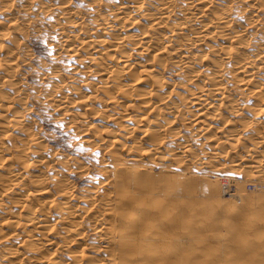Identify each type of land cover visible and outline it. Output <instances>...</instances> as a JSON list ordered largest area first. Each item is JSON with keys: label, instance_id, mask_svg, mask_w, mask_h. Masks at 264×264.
I'll return each instance as SVG.
<instances>
[{"label": "bare ground", "instance_id": "bare-ground-1", "mask_svg": "<svg viewBox=\"0 0 264 264\" xmlns=\"http://www.w3.org/2000/svg\"><path fill=\"white\" fill-rule=\"evenodd\" d=\"M88 2L96 9V13L93 12L94 15L91 16L93 20L91 25L82 20L78 11H73L72 8L71 11L67 0H56L54 3L60 10L59 16H56L59 26L55 30L56 44L53 45L56 47L55 52L56 54L63 52L79 59L78 62L82 64L78 63L74 69L84 73V85L91 92L80 94L75 91L78 88L73 87L74 85L69 89V93H59L57 89L60 100L55 106L64 108L77 103L87 110L88 107L91 108L93 100L99 98L98 91H101L103 95L100 99L106 106L110 104L121 106V110L117 111L118 116L116 115L118 118L120 116L121 120L116 119L118 122L116 128L106 127L107 137L102 135L106 125L103 131L100 126H96L97 124L92 126L93 128L87 126L88 130L83 133V141L90 142L93 146L97 145L96 147L98 144L99 147L101 144L105 145V148L107 146L109 157H106L107 162L101 168L104 179H100L98 185L87 190L83 196L77 197L68 178L55 171L47 174L45 167L49 165V155L47 157V154L40 151L44 144L41 145L40 136L33 131L34 129L32 130L30 121L26 120L27 114L25 116L21 114L22 112L18 110L20 108L17 109L15 105L16 102L24 100L20 98L21 100L15 102L14 97L20 94L23 86L22 79L15 73L19 57L22 55L17 35L24 36L29 25L26 21L29 18L20 20L16 11L30 10L37 4L39 7L37 11L43 10L42 12L46 13L50 6H44L41 0L40 2L0 0V264H242L245 260L253 261L251 263L258 261L259 258L252 260L256 256L255 252L252 256L251 251L247 252V246L242 245L244 237L241 227L232 223L236 221L233 214L243 209L230 199L224 198L227 195L224 193L227 187L225 183L217 186L218 183L211 185L209 181L210 185L207 187L206 183L205 185L194 181L191 175L171 174L166 177L160 173L158 175L164 177L161 176V182L158 183L153 175L147 179L146 176L154 172L157 165L160 166L161 173H172L173 164L179 159L183 160V157L193 150L190 140V144L187 143L188 138L186 143L179 142V138L177 147L174 145L176 148L164 149L163 139L171 136V140L175 141L178 139L175 135L179 133L178 125L175 127L170 119L165 120L167 117L163 116L164 109L170 112L169 114L172 113L174 119L181 120L180 117H183L179 124H183L194 137L199 138H196L197 140H200L209 130H215L213 122L217 119L220 122V118L223 117L221 110L226 108L238 119L233 120L231 116L227 120L225 117L226 121L219 123L222 125L218 127L220 134L231 132L227 133L228 135L224 134L223 139L218 138L219 141L216 139V148L225 149L226 144L232 140V136L229 135L235 133L236 135L250 133L249 136L256 135L260 139L256 141L257 143L264 142V0H113L110 3H103V0H88ZM253 31L260 33V40L251 37ZM81 66L86 68L80 69ZM167 69L182 74L183 80L180 85L183 84L185 93L179 91L175 92V95L171 94L172 89H169L174 83L163 78V71ZM53 73H56V76L60 75L58 70H54ZM58 86L61 88L63 85ZM4 87H8L16 94L14 96L11 92L8 94ZM249 96L252 103L246 104L245 101L244 105L240 98ZM44 100L46 103L56 101L54 96ZM244 109L253 117L251 116V121L244 125L245 127L242 126L244 128H239L237 122L243 120V116H247L242 114ZM69 112L70 117L74 119L78 117L84 119L86 114L85 112L83 116V113L76 110ZM113 115L115 113L111 117ZM248 126L250 129L246 128ZM232 127L235 130L233 133ZM121 129L126 136L121 134L119 131ZM171 133L173 135H170ZM8 138L14 139L13 142L7 141ZM181 138L185 140V137ZM234 139L237 140V136ZM240 142L241 145L238 144L243 147L248 143ZM209 144L211 146V143ZM233 145L230 144L229 147ZM248 146L245 145V150ZM257 146L255 145V148ZM194 147L197 149V146ZM202 148L204 147L201 145ZM211 148L216 149L214 146ZM217 150L209 153L210 150L208 153H213V156L209 158H217L211 159L216 160V163L218 159H223V162L221 161L223 166L220 162L219 165L226 169L225 165L231 164H224L226 162L224 160L229 159L227 152L223 154V150L222 153ZM165 151L168 154L162 157L160 153ZM257 152L258 148L252 153L248 152L245 160L256 162ZM202 153H199L198 158ZM228 156L231 157L230 154ZM204 158L208 159L204 164L211 161L208 157ZM238 163L240 164L239 161ZM108 164H114L115 185L120 184L119 180L123 182L128 173L134 175L130 177L129 185L131 187L129 191L133 195L126 197L123 202L121 198L119 202L121 205L117 204V192L122 191L121 187L124 185L113 189L108 187L112 175V171L107 168ZM184 164L183 166L186 165ZM41 165L45 166V170L43 168L38 171ZM232 166L234 168V165ZM250 169L249 171L253 170ZM192 170L194 171L193 168ZM203 175L205 176L206 172ZM173 176L181 177L183 180L177 182ZM243 181L238 182L242 184ZM241 190L243 191V187ZM212 198L218 200L217 204H211ZM80 202H84V206H80ZM252 202L254 204V201ZM8 204L9 210L12 207L17 211H9ZM217 206H232L230 210L232 214L223 227H218V231L220 236H228L230 240L228 247L237 254L229 260L221 254L222 252L215 257L213 255L215 248L208 244L201 248L206 257L198 260L197 243L213 236L210 232H215L217 221L222 220L223 209L218 211ZM119 207L121 211H118ZM248 212L251 214L247 213L249 217L247 219L257 218L255 213ZM152 222L155 223L154 226ZM200 227L204 229L201 230ZM89 234L93 235L98 243L95 246L93 244V247L102 251L98 252L100 257L86 253L85 245L88 243L86 244L85 240ZM15 239L16 243H8ZM102 242L117 244L111 247L110 244L103 245ZM72 245H76L77 248L71 249ZM67 248L68 259L64 260L58 253ZM118 254L126 255L128 261L121 260L122 256ZM263 259H259L258 262L263 264Z\"/></svg>", "mask_w": 264, "mask_h": 264}, {"label": "rangeland", "instance_id": "rangeland-1", "mask_svg": "<svg viewBox=\"0 0 264 264\" xmlns=\"http://www.w3.org/2000/svg\"><path fill=\"white\" fill-rule=\"evenodd\" d=\"M41 1L43 2V4H45L44 6H48V5L50 6V8L48 7L49 10H47L46 13L44 12L45 14L42 12L43 10H38L37 11V9L39 8L37 6V4L34 5V6H32V9H30V10L19 9L21 11H19V10L16 11V15L20 18V20H24L26 17L32 20L31 21V20H29V19L26 18L27 19L26 21L29 23L30 26L28 25V28H26V31H25L24 36L23 35H20V36L17 35V37H19V39H20L19 40L20 46H21L20 51L22 50L23 52L22 51L20 52L22 55L19 58L20 59L22 58L21 59L22 61L20 59L18 60V63L19 64L17 63V66L18 65L19 66L18 67L16 66L15 73H18L16 75L17 76L19 75V77L22 79L23 86H22V89H21L22 91L20 90L21 92H19L20 94H18L17 96L15 95L16 93L11 92L12 90H10L8 87H4L3 89H6L8 94L13 93L11 95L12 96L15 95L14 96L15 97V102L18 99L19 100H21V99L23 100L24 99L23 101H21L22 103L18 100L19 102H16L15 105L17 106V109L20 108L18 110H19V112L20 111L22 112L21 114H24V116L27 114L26 115V120L27 121H30L29 124H30V126H32L31 127L32 130L34 129L33 131L36 132V133H38V136H40V138H41V145L43 146V144H44V148L43 147H42L43 149L40 148V149H42L40 151H42L43 154L45 153V155L47 154V157L49 155V158H48V160H49V163L48 164L49 165H47L46 167L44 166L46 168V170L43 167V165H41L42 168L39 166V168L37 170L38 171H41L44 168V170L47 172V174L48 173L52 174V173H54V171L55 172H60L61 175H63L66 178H68L69 181L71 182V186H72L73 193L77 197H79V196L81 197V196H83L87 192V190L93 189L92 188L93 186L98 185L97 182H99L100 179H104V177H102V174L103 173L101 172V168H102V166L104 167V164L107 162L106 159L109 157V155H108L109 154V150H108V147L107 146L105 148L104 147L105 145H102L101 144V147H99L100 145L98 144V147H96L97 145L93 146L92 143L83 141V139H84V134L83 133L85 132V130H88L87 129L88 127L93 128L97 124L96 125L97 127H99V126L101 127L100 128L101 131L104 130L102 132V135L105 136V137H107L106 136L107 135V132L105 131L106 130V127L108 129L109 128H116V123H118L117 120H119V121L121 120V119H119L120 116H119V118L117 117L118 116L117 115L118 112L121 110L120 109L121 106L120 105L116 106V105H113V104H110V106H106V104L103 103L102 100L100 99V96L102 97V95H103L101 93V91H98L99 98L96 99V101L93 100V102L90 105L91 108H93V109L95 108L94 110L93 109L91 110L90 107H88V108L86 107L87 108V110H86L83 106H80L77 103L76 104L75 103H72V105L70 104L69 106H65L64 107L65 109L63 107H60V106H55V104H58L59 103V100H60L59 97L57 96V94H58L56 92L57 89L59 90V93H64V92L65 93H69L70 92L69 89L72 88V86L74 85L73 87L78 88V89H75V91L79 92L80 94H84V93L86 94L87 92H89V93H91V92L84 85V81H85L84 80L85 79L84 78L85 77L84 73H82L81 70H78L77 71V69H74V68L77 67V65L82 64V63H79L78 62L79 59L76 56H71V55H68V54H64L63 52H57V54L55 52V48L56 47L53 46V45L56 44V37H55L56 31L55 30L57 29V26H59V23H57L58 22V17H56V16L58 15V13L60 11L54 5V3L56 2V0H41ZM86 1L85 0H67V3L69 5L70 9L72 8L73 11L74 10L75 11H78L79 16L82 17V20L84 19L83 21H85L86 24L91 25L93 23L92 22L93 20L91 19V16L96 13V9L93 8V6L88 2V0H86ZM103 1H104L103 3L113 2V0L112 1L111 0H103ZM37 2H40V0H37ZM81 2L85 6L82 7L81 6ZM90 7H92V8H90ZM72 9H71V11H72ZM36 12H38V13H36ZM93 12H94V14H92ZM68 15H70V13H68ZM53 23H55V24L53 25ZM26 32H27V34H26ZM251 37H253V39H256V40H260L261 39L260 33L259 32L257 33V31H256V33L253 31V33H251ZM22 41H23V43H22ZM23 59H24V61H23ZM83 68H86V67L81 66L80 69H83ZM54 70H58L60 75L59 76H56V73H53ZM173 71L174 70H172V69H167V70H164L163 71V78L166 81H168V82L174 83V84L171 83L173 86H171V88L169 89V90L172 89L170 91V92H172L171 94L172 95H175L176 94L175 92H179V91H180V93H183V92L185 93L186 91L184 90L185 88H184L183 84L180 85L181 81L183 80L182 74L181 73H177V72H173ZM65 76H67V77H65ZM61 77H62V79H61ZM58 84H62L63 86L60 88L58 86ZM24 87H25V89H24ZM53 96H54V99L56 101L53 102V100H52V102H48L47 101L48 103H46V101L44 99L49 98V97H53ZM240 100H241L242 103H244V105H245L246 102H247L246 104H251L252 103V98L250 96L249 97H242V98H240ZM247 100H249V101H247ZM250 100H251V102H250ZM18 103H20V104H18ZM50 103H53V104H50ZM103 107H105V108L103 109ZM22 108H25V110L22 109ZM118 108H119V110H118ZM66 109H67V111H66ZM245 109L243 110V113L242 114L243 115H247V116H243L244 119L237 122L239 124L238 125L239 128H241L244 125H247L251 121V119H252L251 118L252 115L249 114L250 112L248 113V110H245ZM75 110L78 111V112H80V113H83V116H84V114L86 112V114L84 116V119L82 117H78L77 119H74V118L70 117L71 115H70V112L68 113V111H75ZM95 110H98V112H94ZM225 110H226V108H224V109L221 110V112L223 113V117L224 118L221 117L220 118V122H225L226 121V118L225 117H227V120H228L229 117L231 118V116H232L233 120L238 119V117H234V115L232 113H229L228 110H226V112H225ZM115 111L116 112L118 111V112L116 113ZM163 111H164L163 116L164 117L165 116L167 117V118L165 117L166 118L165 119L166 121H168L170 119L169 121H171V123L173 122V125L175 124L174 125L175 127L177 125L179 126V128H178L179 129V133H178V135H175L176 138H178V139H176L175 141L174 140H171L172 138L169 135H168L169 137H167L168 139L167 138L166 139H163V147H164V149L166 148V150H169L170 147H172L171 149L176 148L177 145L179 144L177 142V141H179V138H180V141L179 142H185L186 141V138H188L187 139V143H189V140H190V143L191 144L190 143L189 144L191 145V147L193 149L192 152H193L194 156H192L193 154L191 152L189 155H185V157H183V160L184 161H187L189 163H187V162L185 163L183 160L179 159L178 162H177L179 164H177V163H174L173 164V170H172L173 172L172 173H167V172L161 173V171H159L160 170V166L157 165L156 168L154 167V172L149 173V176H146V179L148 177H151L153 175L154 178L157 180V182L160 183L161 182L160 181V178L163 175H158V173L164 174V176H166V177H167V175L168 176H171V174H176V176L178 174H185V175H191V178L194 179V181L199 182V184H201V183L202 184H205L206 183L207 184V187H209L210 183H211V185H217V183H218L217 186L221 185L222 183H225V186H227V187H226V191L224 193H225V195L227 194L229 196V198H228L227 195L224 196V198L230 199V201H233V203L236 204V206L239 205V207L243 209L242 211H239L238 213L235 212V214H233L234 215L233 217L234 218L236 217L235 218L236 221L235 222L234 221L232 222L233 224H235V226L238 225L239 227H241V230L243 231V237H244V239L242 240L243 241L242 242V245L243 246L244 245L247 246V252L248 251H251L250 252L251 254L255 252L254 254L257 257L255 256L256 258L254 257V258H252V260L257 259V258H259L260 260L263 259L264 258V239H263L264 238V172H263L264 171V165H262V164H264V161H262V159L264 160V156H262V155L259 156L258 154H263L264 155V153H263L264 152V144H263L264 142L257 143L260 139L256 135H253V136L250 135L252 137L251 138L249 136L250 133H248V134L247 133H242V135L241 134L236 135V133H235L234 135H229V136H232L231 137L232 140L230 139V141H232V142L229 141L228 143H230L231 145H233V143H235L234 145L236 147L239 146V147H237L238 149L236 147H234V145L232 147H229L230 144H228V143L226 144L225 149H222L224 147H222V148L221 147H218L219 148L218 149V148L215 147L216 144H217V141H219L221 138L223 139L222 136H224V134L225 135H228L227 133L230 134V132H231V131L230 132H227V133L225 132V133H222V134H220L218 132L220 130L218 127H222V125L219 124L220 122H218L219 119H217V120H215L213 122V125L215 127V130H212V131L209 130V132L205 134L204 138L202 137V138H200V140H197V139H199L198 137H196V136L194 137V135H192L188 131V129L183 126V124L182 125L179 124L180 123L179 121H181L183 119V117H180V118H182L181 120L180 119L177 120V119H174L173 115H171L172 113L169 114L170 112H168L165 109ZM88 112H89V114H88ZM112 112L115 113V115L112 116V117H114L113 119L111 117V115L113 114ZM91 114H93V115H91ZM105 116H107V117H105ZM108 117L109 118L111 117V118L109 119ZM71 119H73V120H71ZM163 120H164V118L162 119V122H164ZM244 120H245V122H244ZM174 121H176V122H174ZM231 121H232V119H231ZM242 122L244 124H242ZM173 125H171V126H173ZM103 127H104V129H103ZM244 127H242V128H244ZM246 128H249V126L246 127ZM119 131L121 132V134H123V136H126V135H124L125 132H124L123 129H121ZM213 132H215V133H213ZM233 132H235L234 128L232 129V133ZM246 134H247V136H245ZM170 135H173V134L171 133ZM181 136H183V138L185 137L184 138L185 139L184 141L181 138ZM208 136L210 137V140H209V137ZM236 136H237V140L234 139V138H236ZM254 136H255L256 140H255ZM205 138H206V140L208 139L207 141L208 142L210 141L209 143H211V146L212 147L214 146V148H216V149L211 148L210 144L208 142H206V140H202V139H205ZM218 138H220V139H218ZM245 138H250L252 140V143H251V140L250 139L247 140ZM8 139L9 140H7V141H9V142L10 141L13 142V140H14L12 138H8ZM121 139H123V138H121ZM213 139L215 141H213ZM216 139H217V141H216ZM249 140H250V142H249ZM212 141H213L214 144L212 143ZM240 141H242L243 143L244 142L245 143L248 142V143L245 144L246 146L249 145L248 147H246V150L244 148L245 145L243 143H242V145H244V147L243 146H240L241 145L240 144L241 143ZM196 143H197V145H196ZM198 143H200V144H198ZM206 144L209 145L208 148H207V145ZM252 144H254V145H252ZM201 145H202V147H204L202 149H205L206 151L208 150V152L211 150L209 153L214 152L217 149H218L217 150L218 152L219 151L221 152L223 150V154L227 152L226 153L227 154V157L229 159L231 157H233V158H231L230 160L226 158L224 160V161H226V162H224V164H230V163L231 164L230 165H227V166L225 165V168L226 169H223L224 168V167H222L223 166V163H222L223 162V159L222 160H219L218 159L217 163H216V160H213L214 161V163H213V161L211 159L212 158L213 159H217V158H214V157L209 158L210 156H213L212 155L213 153L212 154H209L208 152L203 151L201 149ZM255 145L256 146L258 145V146L255 148ZM194 146H197V149ZM247 148H249V149L247 150ZM257 148L259 149V152H257V156L258 157L256 159L258 162L257 161L256 162L249 161V159L248 160H245L248 157L247 154L252 153ZM260 148L261 149L263 148V150H261ZM98 149H100V150L98 151ZM228 149H229L230 153H228ZM252 149H254V150H252ZM106 150H107L108 153H106ZM195 150H197V152ZM231 150H234V152L231 151ZM243 150L244 151H248L249 153L248 152H243ZM236 151H238V152H236ZM239 151H241V152H239ZM260 151H262V152H260ZM235 152L238 155H236ZM163 153H165V154H163ZM163 153H160V155L162 157H164V156L166 157V154H168L167 151H165ZM199 153L200 154L202 153V155H200V158H198L199 157ZM240 153H242V154H240ZM197 154H198V156H197ZM229 154L231 155V157L228 156ZM195 155L197 156V158H196ZM189 157H192V158L189 159ZM204 157H208L211 161H207L206 164H204V161H206V159H207V158H204ZM197 159L199 161H200V159L203 160V161L202 160L200 161L202 163V164L200 163L201 166L199 165V161H197ZM193 160H195V161H193ZM237 160L240 162V164H241V162H243L242 164L244 166L243 165L241 166L238 163ZM66 161H68V163ZM231 161H234V162H231ZM193 162H195V164ZM219 162H220V164L222 166L219 165ZM249 162H250V164H249ZM252 162L255 163V164H252ZM234 163H236L239 168L236 167L237 168L236 169L235 166H237V165L234 164ZM246 163H248V164H246ZM260 163H261L262 166L261 165L259 166ZM183 164L185 166H187L188 169H187V167L183 166ZM110 165H112V166L110 167ZM206 165H207V168H206ZM211 165L212 166L214 165L217 169L214 166L211 167ZM232 165H234V168H233ZM248 165H250V166L253 165V167H250V168L253 169L255 167L256 169L254 168L252 170V169L249 168ZM259 167L263 171H261V169H259ZM107 168L110 171H112V175H111V178H110L111 179V182H110L111 184H109L108 187H111L113 189L116 186H120L121 187L122 184L125 186V187L124 186L121 187V189H123L124 191L122 190V191L117 192V194H118V202H117V204L119 205L120 204L119 202L121 201V198H122V202H123V201H125L128 198V196L133 195L130 192L131 191V187L129 185H130V182H131L130 177H132L134 175H132V173H128L127 176H129V177L126 176V179L123 182H121L119 180L120 184L119 185H115L114 178H115V175H116L115 174V171L116 170L114 168V164H108V167ZM192 168L194 169V171L192 170ZM205 168H206V171H205ZM244 168H245V170H244ZM221 169H222V171H221ZM234 169L237 172V174L234 171ZM246 169H248V170H246ZM249 169L252 170V171H249ZM257 169H259V171H257ZM201 170H204V171H201ZM207 170H209V172ZM225 170H226V172H225ZM155 172H157V173H155ZM205 172H206V175L207 176L206 175L205 176L203 175ZM249 172H251V173H249ZM261 172H263V173L261 174ZM192 173H193V175H192ZM194 173H196V174H194ZM200 173H202V175ZM208 173H209V175H208ZM214 173L215 174L218 173V174H216V176H214L215 175ZM222 173H223V175H222ZM244 175H246V176H244ZM176 176H173L174 179H175V181L179 182L181 179L183 180V178L176 177ZM219 176H221V177H219ZM223 176L225 178H223ZM137 178L140 179L139 177H137ZM176 178H178V179H176ZM208 178H209V180H208ZM201 180H203L205 182L203 183V181H201ZM241 180L242 181L244 180L246 183L243 181L242 184H239V182ZM257 180H259V181H257ZM260 180H261V182H260ZM209 181H211V182L209 183ZM227 181H230L229 182L230 184ZM254 181H256V182H254ZM243 183H245V185H243ZM126 185L129 187V189H127L128 187H126ZM233 185H236V186H233ZM120 187L118 189H120ZM228 187H229V189L227 190ZM240 187H241V189L243 187V191L240 189ZM102 188H104V187H102ZM234 189H235V192L236 193L234 192ZM119 193H122L124 195L119 194ZM210 201H211V204L214 205V204H217V201L218 200L212 198V200L210 199ZM252 201H254V204H253ZM79 204H80V206H82V205L84 206V202H80ZM10 208H11V210H9V204H8L7 209L9 211H11V212H12V210L17 211L16 208H12V207H10ZM217 209H218V211H220L219 209H223L222 210V215H221L222 216L221 218H222L223 221L222 220H218V218H219L218 217L217 218V220H218L217 221V228H216L215 232H210L213 236H210L206 240H202L201 243H197V246L198 247H196V248L198 250L196 251L197 252L196 253V258L197 259L199 258L198 260H202L203 258L206 257V255H204L203 252L201 251V248L206 247L208 244H211L213 246V248H215V252H213V255L215 257H218V253H221L222 252L221 254L224 257L226 256L227 257L226 259L229 260V259L233 258V256H235L237 254L236 252L233 251V249H231V248L228 247V245H229L228 243H230V240L228 239V236L227 235L226 236H224V235L223 236L222 235L220 236L219 235V231H218V227L219 226L223 227L226 224V221L229 218V215L232 214V211H230L232 209V206H226V207L217 206ZM118 211H121V207L118 208ZM248 211H250L252 213H255L257 215V218L254 219V220L247 219V218H249L248 217V214H247V213H249ZM249 214H251V213H249ZM234 218H233V220H234ZM195 221L197 222L198 225H200L198 219H196ZM221 221H222V224H221ZM154 225H155V223L152 222V226H154ZM200 228H201V230H202V228L204 229V227H200ZM253 240H254V242H253ZM10 242L11 243L12 242L13 243H16L17 241L15 239V240H10L8 243H10ZM85 242H86V244L88 243L87 245H85L87 255H90V256H93L94 255V256H99L100 257V253L102 251H98V249H95L93 247V244H94V246H95V244H98L96 242L94 236L93 235L91 236L89 234L87 236ZM220 242H223V244L220 243ZM115 243L114 242H111V243L105 242V243H103V245L110 244L111 247H115L116 244H117V243L116 244ZM72 246H73V248H72ZM72 246H71V249H76L77 248L76 245H72ZM68 249L69 248H67V250H61L58 253L59 256L62 259H64V260L65 259H68V255H67ZM221 249L224 250V251H222ZM199 251H200V255H199ZM98 252H100V253H98ZM118 256H122L121 257V260L128 261V257L126 255L123 256L122 254H118ZM252 256H254V255L252 254ZM259 259H258V261H259ZM245 261H243L242 264H247V263L248 264H262V263H260V262H258L256 260L254 261V263H251L253 261H248V260H245Z\"/></svg>", "mask_w": 264, "mask_h": 264}, {"label": "snow or ice", "instance_id": "snow-or-ice-1", "mask_svg": "<svg viewBox=\"0 0 264 264\" xmlns=\"http://www.w3.org/2000/svg\"><path fill=\"white\" fill-rule=\"evenodd\" d=\"M81 6L83 7V6H85V5H83V3L81 2Z\"/></svg>", "mask_w": 264, "mask_h": 264}]
</instances>
